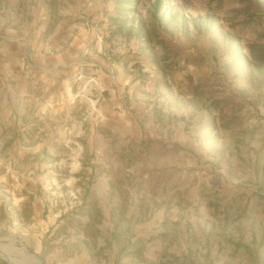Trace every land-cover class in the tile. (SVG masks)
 <instances>
[{"label":"rangeland","instance_id":"obj_1","mask_svg":"<svg viewBox=\"0 0 264 264\" xmlns=\"http://www.w3.org/2000/svg\"><path fill=\"white\" fill-rule=\"evenodd\" d=\"M1 237L0 264H264V0H0Z\"/></svg>","mask_w":264,"mask_h":264},{"label":"bare ground","instance_id":"obj_2","mask_svg":"<svg viewBox=\"0 0 264 264\" xmlns=\"http://www.w3.org/2000/svg\"><path fill=\"white\" fill-rule=\"evenodd\" d=\"M2 239L5 240V238L1 237L0 240H2ZM20 242H21V241H20ZM22 243H23V242H22ZM22 245H23L25 251L31 253V255L37 260V262H38L39 264H42L40 258H39L36 254H33V252H32L31 250H29L28 247H26V245H25L24 243H23Z\"/></svg>","mask_w":264,"mask_h":264},{"label":"water","instance_id":"obj_3","mask_svg":"<svg viewBox=\"0 0 264 264\" xmlns=\"http://www.w3.org/2000/svg\"><path fill=\"white\" fill-rule=\"evenodd\" d=\"M28 249H29V248H28ZM29 250H31V249H29ZM38 257H39V256H38ZM39 258H40V257H39ZM40 260H41V263L44 264V262H43V260H42L41 258H40Z\"/></svg>","mask_w":264,"mask_h":264}]
</instances>
